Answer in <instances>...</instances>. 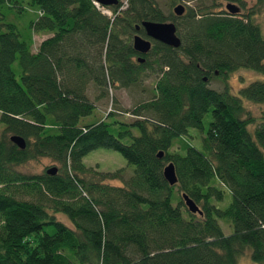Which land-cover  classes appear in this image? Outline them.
<instances>
[{
    "label": "trees",
    "instance_id": "trees-1",
    "mask_svg": "<svg viewBox=\"0 0 264 264\" xmlns=\"http://www.w3.org/2000/svg\"><path fill=\"white\" fill-rule=\"evenodd\" d=\"M175 1L180 15L156 0H118L103 6L110 15L92 0H0V264H238L245 251L264 264V114L250 131L243 106L264 104V80L236 94L226 83L236 69L264 74V35L253 19L264 0L249 8ZM221 1L241 12L227 13ZM145 20L172 22L179 46L151 40L138 61L131 36ZM33 34L44 35L35 46ZM146 76L152 94L133 106V119L109 109L81 122L95 109L88 84L99 100ZM214 79L221 88L209 87ZM192 130L199 147L187 139ZM174 142L180 152L170 151ZM96 148L118 152L131 171L85 166ZM39 157L56 172L15 170ZM168 162L172 186L162 177Z\"/></svg>",
    "mask_w": 264,
    "mask_h": 264
},
{
    "label": "rangeland",
    "instance_id": "rangeland-1",
    "mask_svg": "<svg viewBox=\"0 0 264 264\" xmlns=\"http://www.w3.org/2000/svg\"><path fill=\"white\" fill-rule=\"evenodd\" d=\"M122 2L123 5H125L126 0H119ZM218 2L217 0H215ZM245 1V8H249L253 5L254 0H244ZM157 5L159 8L163 11V13H166L169 10H171L172 6L175 4L181 3L175 1L174 4H172V0H156ZM190 5L194 4V0L186 2ZM182 4V3H181ZM224 1H221V7L224 8ZM183 5V4H182ZM105 12V14L110 15L109 10L107 8H102ZM253 19L258 23L262 34L264 35V4L261 6L260 11L253 15ZM44 35L41 34H33V46H35ZM13 68H17L16 62L12 64ZM227 85L229 90L236 94L238 89L245 86L251 81L255 80H264V74L258 73L253 70L248 69H236L234 71H231L226 75ZM209 87L219 89L222 87V81H217L216 79L211 80L209 82ZM152 85H153V77L152 76H146L143 78V80L130 88L124 89V88H109L104 95L103 98L96 100L94 97L96 95L95 88L92 84H88L86 88V95L87 97L94 103L95 109L92 112V115L83 117L81 119V122L85 123L93 118H97L99 116H103V112L106 113L107 110H112L117 112L115 117L116 119H119L123 122H128L131 119H133V116H131L130 110L137 104L138 102H141L143 100L148 99L152 94ZM244 110L246 111V115H249L254 118V121L252 124L248 126V129L252 131V127L254 124L258 123L261 119V115L264 114V104H258L253 103L251 101H243ZM206 116V117H205ZM204 116V122L208 120V114ZM3 125L0 122V133L2 131ZM111 132H115L113 128L110 129ZM133 135H137L138 131L134 128L131 130ZM197 132V131H196ZM195 132V130H192L190 132V137L187 139L190 140V143H193L194 146L199 147V140L200 136ZM178 142H174L172 148L170 149L171 152H180L178 148ZM264 155V151H263ZM82 161L85 166L89 167H99L102 171H112L116 168H126L124 174H128L129 171H131L130 168L126 166L125 160L120 156V154L114 150L107 149V148H96L90 152H88L83 158ZM55 167V164L50 161L48 158L45 157H39L37 159H30L24 163H22L20 166L16 167L15 170L22 172V173H40L44 171L47 168ZM98 170V169H97ZM174 192L176 190L174 189ZM179 195V194H178ZM229 200V195L225 193L224 199L220 203H216L218 207H225ZM55 218L65 225H67V221L63 215L60 213L55 216ZM221 225V229L225 234L229 233L231 231V227L228 226L225 222L222 220L219 221ZM238 264H257L250 260L249 255L247 252H243L241 255L237 258Z\"/></svg>",
    "mask_w": 264,
    "mask_h": 264
},
{
    "label": "water",
    "instance_id": "water-1",
    "mask_svg": "<svg viewBox=\"0 0 264 264\" xmlns=\"http://www.w3.org/2000/svg\"><path fill=\"white\" fill-rule=\"evenodd\" d=\"M94 3H97L101 6H111L116 5L118 0H92ZM224 10L233 15L240 13L239 7L234 4L227 2L224 4ZM172 11L175 15H180L183 11L181 4H176ZM142 28L144 37H141L136 31ZM135 32L131 36V47L132 49L140 54L144 55L150 49L151 42L150 40L157 41L171 48H176L179 46V39L175 34V26L172 22H154V21H141L140 24L135 25ZM141 57H138V61H142ZM9 141L14 144L17 148H24V141L21 137L16 135H10L8 137ZM157 157L162 156V151L156 153ZM47 174H54L56 172L55 167L45 169ZM162 177L169 186H172L176 183V177L174 174V168L171 162H168L162 168ZM181 199L183 204L188 212L200 214V211L197 205L187 197L185 194H181Z\"/></svg>",
    "mask_w": 264,
    "mask_h": 264
},
{
    "label": "flooded vegetation",
    "instance_id": "flooded-vegetation-1",
    "mask_svg": "<svg viewBox=\"0 0 264 264\" xmlns=\"http://www.w3.org/2000/svg\"><path fill=\"white\" fill-rule=\"evenodd\" d=\"M174 6H175V5H174ZM174 6H173V7H174ZM173 7H172V8H173ZM239 9H240V8H239ZM240 12H241V9H240ZM139 29L142 30V28H139ZM142 31H143V30H142ZM134 32H135V31H134ZM134 32H133V33H134ZM136 32H137L141 37H144V38H145L144 33H143V35L140 34V30H137ZM150 42H151V40H150ZM130 43H131V42H130ZM134 52H135V51H134ZM135 53H136V52H135ZM141 56H142V55H140V54H138V53H136V54L134 55V57H135L137 60H138V57H141Z\"/></svg>",
    "mask_w": 264,
    "mask_h": 264
},
{
    "label": "built area",
    "instance_id": "built-area-1",
    "mask_svg": "<svg viewBox=\"0 0 264 264\" xmlns=\"http://www.w3.org/2000/svg\"><path fill=\"white\" fill-rule=\"evenodd\" d=\"M101 12L105 13L104 10L101 8Z\"/></svg>",
    "mask_w": 264,
    "mask_h": 264
}]
</instances>
